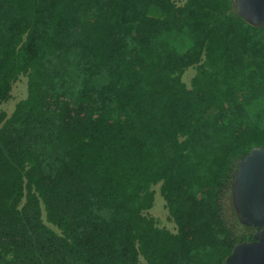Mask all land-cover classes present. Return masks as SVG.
Listing matches in <instances>:
<instances>
[{"label": "trees", "instance_id": "obj_1", "mask_svg": "<svg viewBox=\"0 0 264 264\" xmlns=\"http://www.w3.org/2000/svg\"><path fill=\"white\" fill-rule=\"evenodd\" d=\"M19 77L0 264H223L251 239L229 183L264 145V31L232 0H0V104ZM156 184L174 232L143 214Z\"/></svg>", "mask_w": 264, "mask_h": 264}, {"label": "water", "instance_id": "obj_2", "mask_svg": "<svg viewBox=\"0 0 264 264\" xmlns=\"http://www.w3.org/2000/svg\"><path fill=\"white\" fill-rule=\"evenodd\" d=\"M232 1L240 19L264 31V0ZM229 185L236 221L253 231L249 241L232 246L223 264H264V145L236 161Z\"/></svg>", "mask_w": 264, "mask_h": 264}, {"label": "rangeland", "instance_id": "obj_3", "mask_svg": "<svg viewBox=\"0 0 264 264\" xmlns=\"http://www.w3.org/2000/svg\"><path fill=\"white\" fill-rule=\"evenodd\" d=\"M176 5H181L184 0H172ZM195 69L189 67L182 72L181 80L188 86L191 77L194 74ZM26 96V78L19 77L16 82L12 85L10 96L7 101L0 104V111H3L6 116L10 115L13 110L14 105L24 99ZM153 191V202L150 209L143 212V214L150 216L155 219L158 227H163L171 232L175 231V226L170 220L167 210L164 205V201L159 193V184L151 187ZM223 216L229 222H232V214L230 205L226 200L223 201ZM232 228L237 232H240L241 227L238 224L232 225Z\"/></svg>", "mask_w": 264, "mask_h": 264}]
</instances>
